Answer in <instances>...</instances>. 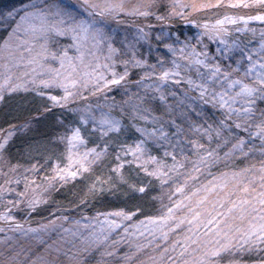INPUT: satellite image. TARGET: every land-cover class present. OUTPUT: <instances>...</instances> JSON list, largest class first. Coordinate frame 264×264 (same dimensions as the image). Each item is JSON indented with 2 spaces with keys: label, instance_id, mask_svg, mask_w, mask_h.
I'll return each instance as SVG.
<instances>
[{
  "label": "trees",
  "instance_id": "1",
  "mask_svg": "<svg viewBox=\"0 0 264 264\" xmlns=\"http://www.w3.org/2000/svg\"><path fill=\"white\" fill-rule=\"evenodd\" d=\"M23 1L25 0H0V5L8 3L17 5ZM69 2L71 6L79 10L81 16L125 31L131 35V40L137 36L143 42L140 47L145 49V52L150 50L155 52V49H158L159 45L155 43L156 37L164 34L169 38L173 36L179 38L188 32L189 26H195L202 40L199 47H204L202 50H205L209 58H212L217 41L221 38L223 40L230 38L229 35L224 34V31L212 27L216 25L217 20L223 19L225 15L247 18L249 15L260 14L257 9L221 7L205 8L186 17L171 16L161 20L140 15H131L122 19L119 16L117 19H111L95 15L88 17L79 8L83 0H69ZM10 11L8 10L7 13ZM206 24L209 25L207 30L204 28ZM248 25L255 28V25L261 26L262 24L250 20ZM232 27L244 26L243 23L232 24L230 27L224 25L227 33ZM0 34L1 41L5 35L1 31ZM210 36L213 38L210 39ZM133 41L136 42L135 39ZM188 62L191 64H187ZM179 63L185 68L184 72L186 69L192 71L193 66L198 67L192 60L182 61L181 59ZM128 69L122 82L110 85L98 92H77L74 97H69L67 102L61 99L63 106L49 99L50 95L45 97L38 95L37 91L42 92L40 87H32L30 91L19 89L20 91L12 92L7 88L0 91V143L7 140L5 148L0 150L1 155L3 154L11 167L12 165L16 167L17 172L18 169L26 168L27 171L40 173L41 176L34 192H24L21 195L20 189L19 191L12 189L7 193V178L0 175V264H171L169 256L177 258L175 264H183L184 258H180L179 253L187 237L195 238V227L185 222L177 231L169 232L166 244L168 253L164 254L165 241L162 233L158 226L150 221L159 220L167 215L168 207L175 208V204L180 201L184 202L183 205H190L194 208L199 206L202 213L211 210L213 201H215L217 208L227 213V209L219 208L217 200L220 199L216 195L212 197L209 204L198 205L199 199L197 196L190 197L191 194L186 193L187 188L181 193L177 191L181 188L178 187L173 190L172 195L165 199L161 194V186L157 179L143 172L132 162L129 163V159L123 158L128 149H134L137 144H142L147 154L155 160L163 156L162 146L142 143L140 133L143 130L136 125L137 121L131 123L128 118L115 120L118 122V128L106 133H97L90 126L80 123L77 110L83 106L101 108L102 105H107L109 109L112 107L121 109L122 103L119 100L128 96L125 91L132 89L141 78V70L136 64ZM168 84L169 90L182 98L185 104L188 102L195 104L197 110L194 109L199 121L207 119L206 128H202L203 131L198 132V135L195 133L197 140L194 137L192 139L203 145V150L207 149L214 153V156L208 159L217 162L226 154L232 153L238 156L234 163L228 165L226 171L241 165L245 158L244 155L238 150L235 152L233 144L225 145L224 136L234 143H238V138L247 142L250 139L251 144L255 146L251 152L264 155V144L258 143L257 138L248 137L246 132L236 129L233 123L235 118L226 119L225 113L213 106L211 94L201 97L200 93H195L197 90L183 82L172 81ZM34 89L36 93H33ZM54 96L60 98L59 95ZM170 115L169 111L165 114L166 117ZM221 121L224 123L222 124ZM175 124L178 122H167L164 125L165 133L170 134L174 131V127L177 126ZM77 130L83 143L101 152L102 157L77 179L63 181L51 178V172L61 168V142L68 138L66 136L75 134ZM217 130L220 131L219 136L216 135ZM252 131H255V128ZM192 154L194 151L187 156V159L195 160L198 155L192 156ZM117 155L120 157L119 160ZM259 163L260 161H257L256 164ZM120 164L123 168L114 172L112 169ZM204 168L206 166L201 169ZM212 170L217 171L218 168L212 165L209 172L206 168L202 174H214ZM187 179L188 182L194 180ZM188 182H183V184L188 185ZM94 185L95 188H93ZM48 186L51 188L47 192V197L41 198L40 194L45 188L49 189ZM141 187L145 189L143 193L139 191ZM7 194H12L13 197H6ZM40 199L42 201H39ZM238 206L239 208L233 211H239V217H241V206ZM256 207L258 209L256 213L252 215L244 213V220L228 219V224L234 228L247 229L250 223H258L262 213L259 211V204ZM181 211L183 213H180ZM115 212L136 214L128 220L120 216L109 215ZM190 216L188 208L184 207L176 210L169 223L174 226L181 219ZM253 216H256L255 220ZM235 220L240 222L234 225L233 222L237 223ZM138 226L146 229L148 233L143 235L138 230L135 232ZM189 227H193L192 232L189 231ZM157 244L161 247H156ZM174 244L177 245L175 251L172 250ZM150 246L155 249L154 255L141 254V250ZM249 248L245 246L224 251L216 258L217 264H264V245L258 244ZM187 259L191 260L192 257L187 256Z\"/></svg>",
  "mask_w": 264,
  "mask_h": 264
},
{
  "label": "rangeland",
  "instance_id": "2",
  "mask_svg": "<svg viewBox=\"0 0 264 264\" xmlns=\"http://www.w3.org/2000/svg\"><path fill=\"white\" fill-rule=\"evenodd\" d=\"M47 2L60 3L74 8L71 6L69 0H47ZM92 2L100 5H104L105 3L122 4L123 11L119 12V14L114 13L113 15L115 18H113V15H105L111 19H117L119 16L120 19H122L123 17L127 18L131 15H139H129L127 13H136L137 9L143 11L148 5H151L150 9H148L151 14L147 17H154L156 19L157 16L165 18L182 15L186 17L196 11L193 10L192 5L215 4L217 0H92ZM223 2L227 4L229 0H223ZM231 2H235V0H231ZM31 3H41V0H25L22 3H17V5L14 3L13 5L12 3H8L9 5H0V31L5 35L3 40L0 41V91L5 90V88H7L8 91H12L11 89L16 88V86H19L17 91L25 89V91H30L32 87H40L44 97L46 95H59L60 98L64 97L66 93L63 87L57 85L43 87V85L40 84L41 80L52 79L54 76L52 72L53 69H59L61 72L59 79L61 83L69 85V91L74 93L83 91L98 92L106 88L103 87L104 81L108 82V86L115 85L110 83L113 79V73H115L116 79H120L121 76L125 78V72L128 73L129 71L128 68L136 64L141 70V78L132 89L125 91L128 96L124 95L126 97L119 100L122 103L121 109L118 110L114 107L109 109L107 105H102L101 108L88 105L83 106L77 110V117L82 125L90 126L97 133H106L109 132L106 131L107 125H102L101 123L104 120L115 122V120L119 121L128 118L131 123L137 121L136 125L143 130L141 133L139 130L140 136L144 140H141L142 143L162 146L163 156L155 161H159V163L164 166L163 171L166 175L161 179H157L155 176L152 177L158 180L161 186V194L165 199L172 195L173 190H176L178 187L183 189L187 188L185 190H188L186 191L188 195L189 193L191 194L190 197L193 196L192 194L196 192L197 189H200L197 198L200 200L207 197L205 205L209 204V201L212 200L214 195L220 199L219 201H227L229 199V193L234 192L240 183H251L255 186L257 192L264 191V189L260 187V177L264 175V173L259 171L261 164L264 163V155L263 153L253 154L251 152L255 146L251 144L252 142L250 139H248L249 142L245 141L243 152L240 151L245 158L242 160L241 165L236 168H229L231 170L226 171L228 165L234 163L238 156L232 153H228V155L223 156L222 159L217 162H213L212 159L210 160L208 158L204 162H201V156L207 157L210 150H203L202 148L196 149L191 142L193 141L192 137L196 139L199 134L198 132L201 133V131H203L202 128H206L207 119L204 118L205 121H199L195 112L197 110L195 104L188 101V104H185L184 100L169 90L170 88L168 87L169 82L176 81L189 84L193 89L197 90L195 93H200L201 91V89L196 87L197 84L207 86V94L212 95L213 92L220 91L221 89L217 84L208 83V71L201 64L197 63L198 60L209 67L219 65L222 72L231 73L233 78L243 77V73L247 71L250 65L248 55L252 56V62L257 65L259 63H264V49H261V44L264 43V37L261 35V33L264 32V23L253 20V22L262 25H255V28H251L248 24L247 26L243 24L244 27H238L241 31H237L236 27H232L226 34L230 36L229 40L225 39L224 44H222L220 40L216 42L212 58H209L207 53L204 52L205 50H202L204 47H199V45L202 44V40L195 26L192 25L189 26L188 32L182 34L179 38H175L174 36L169 38V36L167 37L164 34L158 38L156 37L155 43H158V49H155V52L151 50L145 52V49L140 47L143 42H141L137 36L133 37L136 40V42H134V39L131 40L132 37L130 34H127V32L125 33V31L114 29L97 21L98 26L103 32L102 42L97 43V41L89 35L86 40L83 38L80 39L78 50L77 44L71 35L56 36L51 34L45 41L44 39H34L30 34H25L21 29L16 35L10 38L13 30L17 28L20 16L23 15L24 6ZM180 5H187V7H180ZM41 6H43V4H41ZM18 9L21 11L17 14L16 10ZM8 10L12 11L7 13ZM10 13L13 15H10ZM81 18L87 17L81 16ZM87 19L91 20L90 18ZM226 25L230 27L232 24ZM6 41L8 42L7 45L5 44ZM45 44L49 53L47 59L43 58L44 49L42 45ZM57 46L60 47L57 48ZM109 46L114 50L111 54ZM228 46L231 47L229 48ZM65 52V66L61 69L59 59L53 60L50 54L56 53L59 57L64 56ZM245 53L248 55H245ZM109 55H111V59H106ZM181 59L182 61L192 60L198 67L193 66L191 67L192 71L186 69L184 72L185 68L181 67L182 65L179 63ZM187 64L191 63L188 62ZM237 67L240 69L239 72L234 71ZM173 70L175 71L174 73ZM165 73L169 75L164 77ZM253 75H255V73H253ZM97 77H102L100 90L95 89ZM33 80H35V83L32 82ZM73 80L79 82L77 88L71 87V82ZM122 81L123 80H120V82ZM189 81L192 83L190 84ZM85 84L87 87H84ZM33 93H36V89H34ZM253 107L256 110L254 123H258L260 110L264 109V101L257 100ZM218 110L225 113V111L221 110L219 107ZM167 111L171 114L169 117L165 116ZM167 122H178V124H175L177 125L174 127L175 130L171 131L170 134L165 133L164 125ZM197 129H199V131H197ZM195 133H197V135ZM66 137L68 138L61 142V168L52 171L50 175L51 178L58 179H60L59 177L61 175H64L67 177L66 181H72L85 173L84 167L89 169L91 165L95 164L96 161L102 157V155L98 157L97 153L101 152L87 147L79 137L78 139H74V134H70ZM256 141L262 144L259 138H257ZM224 143L225 145L236 144L232 140L228 141L225 136ZM192 151H194L192 156L198 155L195 157V160L187 159V156H190ZM166 152L169 153V155L166 156ZM244 153H247V155ZM138 155L141 154L138 153ZM173 155L176 157L175 161L172 159ZM123 158L129 159L137 166L131 154H125ZM155 161H153L151 156L144 150L139 160L142 167L139 168L146 174L147 172L155 171L157 170ZM177 161L179 162L177 168L170 171L172 165ZM257 161H260V163L256 164ZM82 165L84 167H81ZM212 165L218 168L217 171L212 170L214 174H202V171L206 168L209 172ZM203 166H206V168L201 169ZM20 167L21 166H19V168ZM145 169H147V172ZM246 169H251V171H245ZM71 172H76L77 175L73 178L70 175ZM0 175H4L7 178V193L12 189L18 191L20 189L19 193H21V195H23L24 192H34L41 177L40 173H31L27 171L26 168L18 169L17 172L16 167L13 165L11 167L8 161L5 160L3 154L1 155V152ZM192 177H196L197 179H194L193 182H188L187 178ZM183 182H188V185L183 184ZM205 185H208L210 191H204ZM48 188L49 189L45 188L40 194L41 198L47 197V192H49L51 187L48 186ZM167 192H169V194H165ZM11 195L7 194L6 197L12 198L13 196ZM242 195L243 193H238L230 197V199L236 201V208H239L240 196ZM247 198L250 199V197ZM39 201H42V199ZM213 204H215V201H213ZM225 205L227 207H224V210H228L232 207L231 204L229 206L227 204ZM182 208H184V206L179 210ZM180 213H183V211ZM239 216L240 212H237V210L228 213V219H239ZM236 222V224L234 222L233 224L237 225L240 221ZM136 230L143 235L148 233L146 229L140 226L135 229V232ZM203 231L204 229L200 228L199 232L196 233V235L201 236L202 243L208 239L201 235ZM152 248L150 246L149 248L141 250V254L152 255L155 250Z\"/></svg>",
  "mask_w": 264,
  "mask_h": 264
},
{
  "label": "snow or ice",
  "instance_id": "3",
  "mask_svg": "<svg viewBox=\"0 0 264 264\" xmlns=\"http://www.w3.org/2000/svg\"><path fill=\"white\" fill-rule=\"evenodd\" d=\"M43 4V6H41ZM151 5L140 11L137 9L136 13H127L131 14H139L140 16H149L151 13L148 9H150ZM180 7H187V5H180ZM193 10L199 11L205 8H221L227 7L231 9H257L260 14L257 15H249L247 18L244 16H234V15H225L223 19H219L216 21V25H213V28H217L219 31H224L227 34V30L224 29L225 24H233L237 25L239 23H243L247 26L250 20H257L261 23H264V0H235V2H229L224 4L223 0H217L215 4H202V5H192ZM79 8L82 9L83 13H86L88 17L95 16H105V15H113L119 14V12L123 11L122 4H110L105 3L104 5H100L97 3H93L92 0H83V3L79 5ZM21 10H16L18 14ZM10 15H13L10 13ZM113 18L115 16L113 15ZM157 20H161L162 17L157 16ZM119 23V21H117ZM205 30L209 28V25H204ZM23 30L25 34H30L34 39H44L54 34L56 36H67L71 35L73 40L77 44V49L79 50V41L81 38L87 39L89 35L92 36L97 43L102 42L103 40V32L102 29L98 26V22L95 19H87L81 18V13L77 11L76 8H72L66 5H62L60 3H48L47 0H41V3H31L24 6L23 15L20 16L19 22L17 23V28L13 30V33L10 35L14 36L20 30ZM237 31H241V29L237 28ZM246 30V28H245ZM143 31V29H141ZM219 31L217 35L219 36ZM146 35V34H145ZM262 37H264V32L261 33ZM213 38L212 36L209 37ZM220 42L222 44L225 41L221 38ZM7 41L5 44L7 45ZM229 48L231 46H228ZM44 49L43 58L47 59L49 53L47 51L46 44L42 45ZM261 49H264V43L261 44ZM110 54L114 51L109 46ZM51 58L53 60L59 59L61 69L65 66V58L66 52L64 56H57L56 53H51ZM245 55H248L245 53ZM106 59H111V55ZM248 60L250 61V65L243 73V77L233 78L231 73L222 72L219 65H214L209 67L204 64L202 61H197V63L201 64L208 71V83L209 84H217L220 87V91L213 92L211 95V102L214 107H219L221 110L225 111V118L232 119L233 116L235 120L233 121L236 129L246 132L248 137L255 139L259 138L264 144V109L260 110L259 114V122L254 123L255 121V108L253 107L257 100L264 101V63H259L258 65L252 62V56L248 55ZM139 63V62H137ZM234 71L239 72L240 69L237 67ZM52 72L54 76L49 80H41L40 84L43 87H49L51 85H57L64 88L66 95L62 98H57L55 96H50L49 99L53 100L56 104H61V99L65 102L68 101L69 97H74L75 93L69 91V85L63 84L60 81L61 72L59 69H53ZM255 73V75H253ZM127 75V72H125ZM169 74L165 73L164 77H167ZM222 77V78H221ZM124 77L121 76L120 79L115 78V73H113V79L110 81L111 84H118L120 80ZM102 77H97L95 89L100 90L101 88ZM35 83V80L32 81ZM191 84L192 82L189 81ZM79 82L73 80L71 82L72 88H77ZM108 82H103V87H107ZM84 87H87L85 84ZM197 88L201 89L200 95L201 97H205L208 93L207 86H203L200 84L196 85ZM19 88H12V91H15ZM26 90V89H25ZM38 95H42L41 92L37 91ZM102 125H107L106 131L114 130L118 128V122H113L109 120H104L101 122ZM223 124L224 121H221ZM255 128V131L252 129ZM199 131V129H197ZM216 135H220V131L217 130ZM79 133L78 130L74 134V139H78ZM7 140L4 143H0V150H3L6 146ZM71 143V141H70ZM193 147L196 149L202 148L203 145L198 144L196 141L191 142ZM245 144V140L242 138H238V143L233 145V149L239 150L243 152V146ZM144 149L142 144H137L135 149L129 148L127 154H131L137 163V167H142L140 165L139 160L143 153ZM141 154V155H138ZM247 155V153H244ZM103 155L102 153H97V156ZM165 155H169V153H165ZM228 155V154H226ZM214 153L209 151L207 157L201 156V162H204L208 157H213ZM119 155H117V159L119 160ZM155 161V158H151ZM172 159L175 161V155L172 156ZM157 164V170L152 172L145 171L148 175L155 176L157 179H161L166 173L163 171V165L159 163V161H155ZM131 163V161L129 162ZM179 162L177 161L172 165L170 171L175 170ZM81 167H84L83 165ZM123 168V165L120 164L117 168L112 169L114 172H118L119 169ZM84 170L87 171L88 168L84 167ZM245 171H251V169H246ZM261 173H264V163L261 164L259 169ZM70 175L74 178L77 173L71 172ZM239 175V174H236ZM61 180H66L67 177L61 175L59 177ZM192 179H197L196 177H192ZM121 180L123 181V177L121 176ZM261 189H264V175H261ZM166 182V181H164ZM211 183V182H209ZM95 188V185L93 186ZM139 191L143 193L145 189L143 187L139 188ZM178 192L183 193V188H178ZM204 191H210L208 185L204 186ZM200 189H197L194 192L193 196H198ZM238 193H243L240 196V206H241V220L245 219L244 213L248 215H252L258 211L256 205L259 204V211L262 213L259 216L258 223H250L247 229L234 228L228 224V213H232L233 210L237 207L236 201L230 199L232 195H237ZM254 193V195H253ZM251 196V199L247 197ZM207 202V197L200 199L198 201V205H203ZM219 204V208L223 209L225 207V203H230L232 205L231 208L228 209V213L220 211L216 204L212 205L211 210H207L202 213L198 207H191L190 205H183V202H177L175 204V208L168 207L167 215L161 217L159 220L150 221L153 224L158 226L159 231L162 233V238L165 241V246L163 247V253H168V247L166 246L168 240L169 232H175L181 228V226L186 222L188 225L195 227L196 233L199 232V229L202 227L204 229L201 234L203 237H207L208 239L201 242V236L196 235L194 233L195 238L187 237L185 244L183 245L182 251L179 253L180 258L183 259V264H217L216 258L221 255L224 251H229L232 248H243L245 246H256V245H264V191L256 192L255 186L251 183L249 184H238L236 190L234 192L229 193V199L227 201H217ZM182 206L187 207L188 211L191 213L190 217H185L179 221V223L174 226L169 223L170 220L173 219V216L176 210H179ZM246 206V207H245ZM136 213L125 214L124 212H115L109 213V215H115L123 217L124 219L130 220L133 215ZM223 217V218H222ZM253 220L256 219V216L252 217ZM119 227V225H116ZM193 227H189V231H193ZM151 243V241H149ZM179 243V242H177ZM177 245L172 246V250H176ZM195 246V247H193ZM156 247H161L160 244H157ZM191 249V251H189ZM187 256H191L192 259H187ZM163 259V255H162ZM171 264H175L176 257L169 256L168 257Z\"/></svg>",
  "mask_w": 264,
  "mask_h": 264
}]
</instances>
